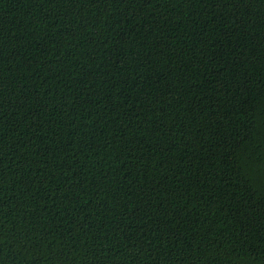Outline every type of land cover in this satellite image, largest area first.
I'll list each match as a JSON object with an SVG mask.
<instances>
[{
    "label": "trees",
    "instance_id": "obj_1",
    "mask_svg": "<svg viewBox=\"0 0 264 264\" xmlns=\"http://www.w3.org/2000/svg\"><path fill=\"white\" fill-rule=\"evenodd\" d=\"M0 264H264V0H0Z\"/></svg>",
    "mask_w": 264,
    "mask_h": 264
}]
</instances>
